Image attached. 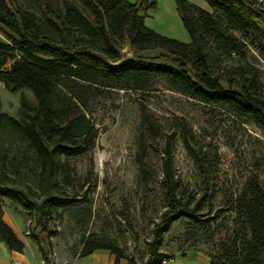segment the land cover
<instances>
[{"label": "trees", "instance_id": "1", "mask_svg": "<svg viewBox=\"0 0 264 264\" xmlns=\"http://www.w3.org/2000/svg\"><path fill=\"white\" fill-rule=\"evenodd\" d=\"M204 1L209 10L175 0L190 36L184 42L145 25L154 0H0V32L6 39L0 40V82L9 92L28 90L35 100L21 96L17 117L0 109V197L34 209L40 229L53 234L49 211L73 201L63 158L92 148L97 130L84 109L103 89H148L161 81L264 132V81L248 59L251 50L264 59V4ZM125 45L132 52L130 60L123 58ZM147 128L156 133L151 125ZM171 138L166 137L160 159L163 207L152 221L144 264L172 259L160 247L172 221L188 218L191 233L209 229L207 219L200 218L201 200L179 191ZM184 144L193 150L186 137ZM140 147L139 180L145 184L151 170L145 146ZM198 161L203 167L201 156ZM231 210V234L214 251H202L209 264H264V184L256 175L248 177ZM83 220L84 214L78 222ZM0 240L11 250L24 248L3 219L1 204ZM99 249L112 252L115 262L124 257L128 264H140L117 240L95 232L81 237L80 256Z\"/></svg>", "mask_w": 264, "mask_h": 264}, {"label": "rangeland", "instance_id": "2", "mask_svg": "<svg viewBox=\"0 0 264 264\" xmlns=\"http://www.w3.org/2000/svg\"><path fill=\"white\" fill-rule=\"evenodd\" d=\"M154 1L155 7L147 10L145 25L189 42L175 0ZM187 1L209 10L204 0ZM259 1L264 4V0ZM0 40H6L1 32ZM122 53L126 58L132 52L125 45ZM248 59L264 81V59L253 50ZM226 64L235 65L232 61ZM21 96L35 103L28 90L9 92L0 82L2 111L17 117ZM84 111L97 135L91 149L63 158L72 181L67 191L73 201L49 211L48 227L53 234L47 236L40 229L34 209L0 197L6 223L29 247L50 254L54 264H64L76 255L81 237L89 232L117 240L126 253L144 264L152 221L163 207L160 159L168 135H172V160L179 191L183 196L201 200L200 218L207 219L209 225V229L191 233L188 218L172 221L160 246L171 255L186 250L214 251L217 243L231 234V202L248 177L256 175L264 184V132L219 107L182 95L164 82L156 81L148 89L97 91ZM185 137L193 150L185 146ZM141 144L151 170V180L145 184L139 180L137 163ZM198 156L202 157L203 167ZM82 214L84 220L78 222Z\"/></svg>", "mask_w": 264, "mask_h": 264}, {"label": "crops", "instance_id": "3", "mask_svg": "<svg viewBox=\"0 0 264 264\" xmlns=\"http://www.w3.org/2000/svg\"><path fill=\"white\" fill-rule=\"evenodd\" d=\"M21 239L24 242L22 251L11 250L0 240V264H40V261L48 256L37 247H29V244L23 238ZM164 252L170 254L167 251ZM64 262V264H128L124 257L115 262V255L106 249L94 250L85 256L77 253ZM168 264H209V257L199 250H186L175 252Z\"/></svg>", "mask_w": 264, "mask_h": 264}, {"label": "built area", "instance_id": "4", "mask_svg": "<svg viewBox=\"0 0 264 264\" xmlns=\"http://www.w3.org/2000/svg\"><path fill=\"white\" fill-rule=\"evenodd\" d=\"M170 261V259L168 260V259H163L162 260V263L163 264H167L168 262ZM55 263V260H54V258H52L51 256H50V254L47 256V257H44L41 261H40V264H54Z\"/></svg>", "mask_w": 264, "mask_h": 264}, {"label": "water", "instance_id": "5", "mask_svg": "<svg viewBox=\"0 0 264 264\" xmlns=\"http://www.w3.org/2000/svg\"><path fill=\"white\" fill-rule=\"evenodd\" d=\"M126 58H127L128 60H130V59H131V54H130L129 56H127Z\"/></svg>", "mask_w": 264, "mask_h": 264}]
</instances>
